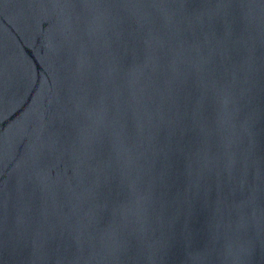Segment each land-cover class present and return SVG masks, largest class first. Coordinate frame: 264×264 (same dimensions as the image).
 <instances>
[{
  "label": "water",
  "instance_id": "obj_1",
  "mask_svg": "<svg viewBox=\"0 0 264 264\" xmlns=\"http://www.w3.org/2000/svg\"><path fill=\"white\" fill-rule=\"evenodd\" d=\"M0 264H264V0H0Z\"/></svg>",
  "mask_w": 264,
  "mask_h": 264
}]
</instances>
